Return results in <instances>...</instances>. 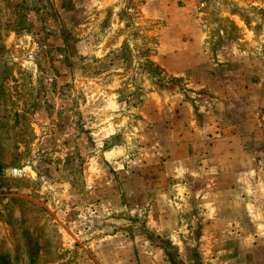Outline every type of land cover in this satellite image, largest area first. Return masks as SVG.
Segmentation results:
<instances>
[{
    "label": "rangeland",
    "instance_id": "rangeland-1",
    "mask_svg": "<svg viewBox=\"0 0 264 264\" xmlns=\"http://www.w3.org/2000/svg\"><path fill=\"white\" fill-rule=\"evenodd\" d=\"M237 150L264 193V0H0V264H213Z\"/></svg>",
    "mask_w": 264,
    "mask_h": 264
},
{
    "label": "crops",
    "instance_id": "crops-1",
    "mask_svg": "<svg viewBox=\"0 0 264 264\" xmlns=\"http://www.w3.org/2000/svg\"><path fill=\"white\" fill-rule=\"evenodd\" d=\"M180 119L182 120V118ZM169 130L171 131V127H169ZM164 134L165 132L162 133V135ZM144 135L150 138L156 135V131L149 130V132H146ZM138 136L142 138V135L138 134ZM176 143L178 144L174 147L168 146L166 150L174 148L175 151H186L182 138L177 139ZM115 147L116 146H111L106 148L105 155H109L110 157L115 151ZM247 153L248 151L241 152L237 150V153L233 157V161L231 160L234 162L231 169L229 165H227L228 170L226 172L229 173V175L226 176L219 175L220 169H225L227 164L222 159V156L225 155L226 152L225 154L217 153L218 156L212 154L207 158L214 165L212 166L210 164L211 166H209V168H216L213 171L215 176L217 174V177L212 181L215 189L212 191L216 193L214 192V194L211 195L208 194V196H210V201L212 202L213 200L214 202L215 200V203L214 206L208 208L207 211H201L202 214L207 216L205 220L202 221L204 224H201V226H203L202 230L214 233L213 243L215 244L212 248V255L215 261L213 264H261V262H264V253H260L259 262L255 263L256 259H252V253L256 249L261 248V246H264V193L258 192L255 189L257 182H262L263 179L260 176L259 181H257L255 178L247 177L246 174L242 176L237 173V171H245L247 167L252 166L250 163L247 165V162H245V164L242 162V160H248ZM170 161L176 164L177 167H180V170L183 167H187L186 171H189V173L190 171L191 173L194 171L198 174H203L204 172L203 159L200 163L195 159L196 163H193L191 159H187V156L184 155L181 158L171 157L168 159V162ZM198 164L202 165V167ZM182 171L183 170L180 172ZM201 178H204L203 175H201ZM225 178L228 180V183L224 181ZM168 179L169 175H167L165 181ZM203 184L204 181H202V185ZM170 196L174 195L170 191H167L166 187L157 191V197L159 199L162 198L166 202L170 199ZM202 197L205 198V196ZM195 198L198 199V197ZM196 214L198 213L193 212V215L196 216ZM178 225L179 221L175 212L172 213L167 210L162 213L161 221L158 223L159 228L165 233L173 231ZM222 257L226 258L223 259Z\"/></svg>",
    "mask_w": 264,
    "mask_h": 264
},
{
    "label": "trees",
    "instance_id": "trees-1",
    "mask_svg": "<svg viewBox=\"0 0 264 264\" xmlns=\"http://www.w3.org/2000/svg\"><path fill=\"white\" fill-rule=\"evenodd\" d=\"M19 23H22V20H20ZM2 169H3V166H2V164L0 163V171H2ZM0 173H1V172H0Z\"/></svg>",
    "mask_w": 264,
    "mask_h": 264
}]
</instances>
